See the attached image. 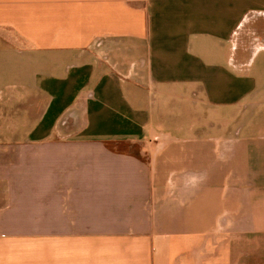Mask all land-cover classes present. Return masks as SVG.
I'll use <instances>...</instances> for the list:
<instances>
[{
	"label": "crops",
	"instance_id": "0c3cea01",
	"mask_svg": "<svg viewBox=\"0 0 264 264\" xmlns=\"http://www.w3.org/2000/svg\"><path fill=\"white\" fill-rule=\"evenodd\" d=\"M0 264H264V0H0Z\"/></svg>",
	"mask_w": 264,
	"mask_h": 264
}]
</instances>
